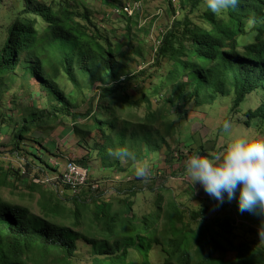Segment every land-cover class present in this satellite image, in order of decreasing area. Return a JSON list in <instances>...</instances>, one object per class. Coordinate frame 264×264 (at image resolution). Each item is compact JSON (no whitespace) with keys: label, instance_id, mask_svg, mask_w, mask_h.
<instances>
[{"label":"trees","instance_id":"1","mask_svg":"<svg viewBox=\"0 0 264 264\" xmlns=\"http://www.w3.org/2000/svg\"><path fill=\"white\" fill-rule=\"evenodd\" d=\"M179 1L181 10L188 9V12L175 19L160 35L151 65L133 73L117 60L111 48L85 39L87 35L77 27L72 12L62 0L57 3L53 0H15V17L3 44H0V86L23 63L27 64V72L40 78L41 88L47 95L46 108H33L21 114L15 130L16 146L37 129L49 128L66 119L70 120L72 130L79 136L81 146L92 138H101L102 143H95L96 152L91 147L89 159L99 154L103 157L102 163L108 161L109 147L117 143L114 135L128 137L121 141L124 146L128 144L124 148L143 152L140 149L142 144L148 147V144L155 143L152 136L157 135L159 141L164 142L174 129L171 121H165L164 131L158 129L155 134L145 131L157 118L155 111H151L152 97L161 100L163 90H171L167 101L175 104L179 112L187 111V102L199 106L198 100L207 98L210 103H215L220 96L230 93L234 94L233 110L242 109L245 98L254 91H260L263 95L256 107H249L241 113L246 115L245 123L248 125L253 118L264 122V0H239L236 8L222 14H214L206 8L200 14V23L190 14L201 9L205 0ZM128 2L114 6L110 12L132 18L135 13L130 15L122 10ZM248 36H251L250 40L241 38ZM49 52L54 54L50 56L52 59L43 57ZM28 55L34 63L28 62ZM28 63L31 64L28 66ZM61 69L74 83L75 89L69 93L59 83ZM150 69L153 70L149 75L154 79L146 87L143 75ZM131 89L135 94L129 92ZM137 95L140 96L135 97ZM176 102H180L179 105ZM142 103H146L148 112L144 118H138L131 109ZM83 105H86L84 111L81 110ZM127 109L131 111L126 115ZM136 117L145 124L141 132L136 128L130 130L126 124ZM136 139L140 141L138 147H135ZM105 150L107 155H103ZM32 155L43 160L36 150H32ZM152 157L148 153L140 158L147 160ZM109 162L111 165H105L116 171L120 160L110 156ZM46 164L50 166V163ZM151 171L152 177L155 176L153 167ZM62 175L63 170L53 179L55 185L63 184ZM90 176L89 171L86 184L76 196H72L74 208H67L49 198L42 204L43 215L35 213L27 204L16 203L0 195V264H78L75 260L77 239L82 234L76 227L85 222V214L81 210L90 209L89 200L81 197L99 188L98 183L90 182ZM44 183L54 186L41 176L33 175L34 188ZM150 190L155 194L153 189ZM124 192L135 194L133 188ZM102 195L101 191L91 197L94 208L92 215L86 216L90 230L85 236L91 248L104 255L101 264H151L148 253L152 243L163 249V264H264V245L236 244L231 239L235 220L230 217L207 220L204 218L207 209L184 212L178 204L171 202L167 204L170 206L165 213L170 220L166 224L170 234L164 236L159 232L158 224L164 208L161 196L154 201L152 219L146 213L142 216L143 223L135 221L136 216L131 214L132 200L127 201L119 195V199L125 202L122 209L127 210L114 211L112 203L103 200ZM121 216L128 220L116 221ZM111 217L114 218L110 221L105 219ZM70 218L72 224L67 222ZM141 225L145 227L142 236ZM95 234L101 235L102 239L88 236ZM121 235L126 236L121 238ZM149 237L153 240L146 243ZM129 246L139 252L140 260H128ZM228 251L234 253L232 258L226 257Z\"/></svg>","mask_w":264,"mask_h":264},{"label":"rangeland","instance_id":"2","mask_svg":"<svg viewBox=\"0 0 264 264\" xmlns=\"http://www.w3.org/2000/svg\"><path fill=\"white\" fill-rule=\"evenodd\" d=\"M59 1L53 0L56 3ZM62 1L63 5L72 12L74 21L78 23L77 27L87 35L85 39L94 40L106 48H111L116 54L117 60L123 62L126 69L133 73L151 65L155 57L154 47L157 45L160 35H163L170 28L175 19L183 17L188 12V9L181 10L179 0H172V3L169 0ZM128 1L138 4L136 5L137 8L134 9L135 14L132 18L117 16L110 12L114 6ZM14 5L15 0H2L0 3L1 45L7 35V29L15 17ZM206 8L204 3L202 8L198 9L195 14H190V17L194 18L196 22H202L200 14ZM241 38L250 40L251 36ZM134 50L138 53H134ZM121 51L124 54H120ZM48 54H43V57L52 59L50 56L54 54L52 52ZM23 58L26 59L27 57ZM29 61L35 62L28 55ZM30 64L28 63V66ZM25 66L27 64L23 65L21 63L17 72L7 76V81L0 86L2 89L0 92V178L2 180L0 181V195L16 203L27 204L31 206L35 213L40 215L44 213L42 204L46 202L45 200L48 201L49 198L52 201L60 202L62 206L74 208L75 203L72 196H76L77 193L72 192L60 183L58 186H50V184L44 183L34 188L32 185L33 175L37 174L43 179H56L69 159H73L77 163L88 167L91 174L90 182L98 183L99 188L96 191H91L92 194L85 189L87 193L81 197L84 200H89L90 209L81 210L85 214V222L76 227V230L82 234L77 239L78 251L75 260L78 264H101L104 256L92 249L85 237L90 230L89 219L86 216H91L94 208L91 197L101 191L103 192V200L111 202L114 211H126L127 208L122 209L125 203L122 199L132 200L133 210L131 214L136 216L135 221L137 222H143L142 216L146 213L152 219L155 211L154 201L161 196L164 208L158 224L159 232L164 234V236L166 233L170 234L166 227V224L170 221L165 216L166 208L170 206L167 204L174 202L184 209V212L207 209V213L204 216L207 220L215 221L227 217L235 220V229L231 239L236 244L248 242L264 245V240H261L258 236V229L264 223V215L250 212L241 213L238 208V194L237 198L231 201L228 200L225 194L224 202H218L204 191L201 184L195 183L192 185L185 171V162L193 154L211 155L217 150L226 147L236 137L264 139L263 120L253 118L251 125H248L245 123L246 115L241 113L249 107H256L263 92L258 91L256 93L254 91L250 93L243 101L242 109H234L235 111L232 104L233 93L220 96L215 103H210L207 98L198 100L201 103L199 106L187 102L185 104L186 112L182 110L179 112L177 107L174 106L175 104L167 101L168 96L172 94L171 90H163L161 92V100H156L153 96L151 111H155L157 118H155L156 122L151 127L145 128V131L155 134L160 129L162 132L164 131L163 125L165 121H171L174 129L172 135H167L164 142L159 141V136L156 135L152 136V142L155 143L148 144V147L147 144H142L143 148L140 149L144 153L139 152L137 149L129 150L135 156L139 153V157L136 156L137 160L148 162L151 169L153 167L155 170V176L145 183L135 177L134 162L132 160L120 161L115 171L113 167H107L111 165V162H109L110 155H107L106 150L103 155H107L108 161L105 163L108 165L102 163V156L99 154L95 155L94 151L92 156L94 158L89 159L88 156L92 151L91 147L93 146L92 148L96 152L95 143H102V140L100 137H95L90 139L89 143L81 146L79 144V136L71 128L70 120L65 119L64 122H56L46 129L44 127L39 128L31 134L30 139L27 135L16 146L15 130L21 121V114L33 108L44 109L47 107V95L41 88L40 78L32 75L29 71L27 72ZM152 70L150 69L143 75L146 79V87L154 79V77L149 75ZM124 77L125 74H123L122 78ZM58 79L61 88L67 93L75 89L74 83L69 80L62 69L59 72ZM129 92L135 94L133 89ZM138 96L140 95L135 97ZM179 103L177 104L179 105ZM181 103H184V101ZM85 108L86 105H83L81 110L84 111ZM131 110L138 115V118H144L148 112L146 103H142L139 107ZM131 110L127 109L124 114L127 115L128 111ZM137 117L132 121H126L128 122L126 124L130 130L136 128V130L141 132L145 124ZM225 120L231 122V129L228 132H225L222 127ZM255 122L257 123L255 124ZM124 137L128 139L127 136L114 135V141H117V143H113L114 147L109 148L115 150L127 146L128 144L124 146V142H121ZM35 140H38V142ZM137 143H140L138 139L135 140V147L140 146ZM147 148L152 150L148 151ZM32 150H36L43 160L32 155ZM148 153L153 155L152 159L144 160L140 158L145 157ZM168 155H170L169 158ZM179 156H182V158L179 159ZM28 162L30 163L29 168ZM46 163H50V166ZM129 188L134 189V195L124 192ZM190 188L194 191H191ZM150 189H153L155 194L157 192L156 196ZM119 195H121L120 198L122 199H119ZM113 218L105 219L110 221ZM127 220V218L122 216L116 219L119 222ZM144 220L147 219L144 218ZM67 222L72 224V218L68 219ZM139 228L142 231L141 236L144 235V225ZM164 231L165 233H163ZM126 235H121V238ZM88 236L102 239V236L98 234ZM152 240L153 238L149 237L146 243ZM162 254L163 249L161 246L152 243L148 253L150 263L163 264L164 257ZM233 254L232 251H228L226 257L232 258ZM127 258L128 260L141 259L139 252L133 246H129Z\"/></svg>","mask_w":264,"mask_h":264},{"label":"clouds","instance_id":"3","mask_svg":"<svg viewBox=\"0 0 264 264\" xmlns=\"http://www.w3.org/2000/svg\"><path fill=\"white\" fill-rule=\"evenodd\" d=\"M239 0H205L207 9L221 14L238 6ZM223 130L231 129V122H223ZM109 155L124 162L132 160L135 177L145 183L152 178L148 162H140L127 148L109 149ZM185 171L192 185L199 183L204 191L223 203L237 198L241 213L264 215V139L236 137L226 147L211 155L193 154L185 162ZM264 240V223L258 229Z\"/></svg>","mask_w":264,"mask_h":264},{"label":"built area","instance_id":"4","mask_svg":"<svg viewBox=\"0 0 264 264\" xmlns=\"http://www.w3.org/2000/svg\"><path fill=\"white\" fill-rule=\"evenodd\" d=\"M136 5H138L136 2H128L123 6L122 10L131 15L134 13V9L137 8ZM88 177V167L77 163L73 159H69L66 162L63 169L62 182L64 185H67L72 192L78 193L81 187L86 184ZM46 180L52 185L54 184L53 178H47ZM54 186H57V184H54Z\"/></svg>","mask_w":264,"mask_h":264}]
</instances>
